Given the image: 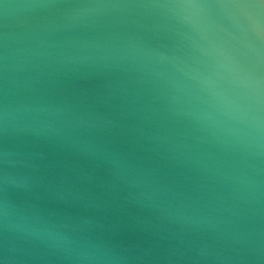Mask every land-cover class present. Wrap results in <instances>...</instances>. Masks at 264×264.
I'll use <instances>...</instances> for the list:
<instances>
[{"label":"clouds","instance_id":"1","mask_svg":"<svg viewBox=\"0 0 264 264\" xmlns=\"http://www.w3.org/2000/svg\"><path fill=\"white\" fill-rule=\"evenodd\" d=\"M0 5V264H264V0Z\"/></svg>","mask_w":264,"mask_h":264},{"label":"water","instance_id":"2","mask_svg":"<svg viewBox=\"0 0 264 264\" xmlns=\"http://www.w3.org/2000/svg\"><path fill=\"white\" fill-rule=\"evenodd\" d=\"M4 3H16L18 0H3ZM3 6L0 5V24L3 23V16H2Z\"/></svg>","mask_w":264,"mask_h":264}]
</instances>
